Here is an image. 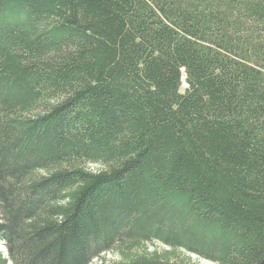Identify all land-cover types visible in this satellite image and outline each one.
Returning a JSON list of instances; mask_svg holds the SVG:
<instances>
[{"label": "trees", "instance_id": "obj_1", "mask_svg": "<svg viewBox=\"0 0 264 264\" xmlns=\"http://www.w3.org/2000/svg\"><path fill=\"white\" fill-rule=\"evenodd\" d=\"M180 249L264 264V0H0V264Z\"/></svg>", "mask_w": 264, "mask_h": 264}, {"label": "rangeland", "instance_id": "obj_2", "mask_svg": "<svg viewBox=\"0 0 264 264\" xmlns=\"http://www.w3.org/2000/svg\"><path fill=\"white\" fill-rule=\"evenodd\" d=\"M146 249L149 252H152V251L161 252V251L168 250V248H166V246L163 245L160 242L149 243V244H147ZM173 256H174L173 258H177L178 260L179 259L181 260L182 258L186 259V258L190 257L195 264H215L214 262L199 258V256H197L195 254H191L190 255V254H188L187 252H185L184 250H181V249L177 250L176 254L173 255ZM118 258H119V255H117L116 253L110 252V253L105 255V259L104 260L107 263H111L113 261H116Z\"/></svg>", "mask_w": 264, "mask_h": 264}]
</instances>
